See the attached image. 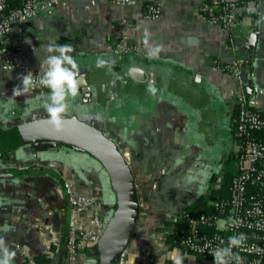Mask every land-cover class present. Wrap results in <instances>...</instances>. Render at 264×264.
Wrapping results in <instances>:
<instances>
[{
	"label": "crops",
	"instance_id": "obj_1",
	"mask_svg": "<svg viewBox=\"0 0 264 264\" xmlns=\"http://www.w3.org/2000/svg\"><path fill=\"white\" fill-rule=\"evenodd\" d=\"M67 2L68 8L45 9L18 23L0 46L9 49L19 38L26 62L37 67L50 40L75 49L82 78L64 117L102 131L118 146L135 178L139 214L124 250L127 261L214 264L210 257L172 245L175 227L169 218L199 200L213 204L212 192L222 187L226 175L237 173L238 95L264 116V0H243L239 22L227 31L200 15L201 0H134L123 7L111 0ZM149 3L161 7L156 19L143 16ZM251 32L258 35L248 49ZM122 37L134 45L133 52L115 51ZM100 58L107 63L98 68ZM236 59L244 61L239 79L213 68L214 61ZM17 85L15 72L0 69V131L48 118L39 97L49 90L14 98ZM150 85L155 94L148 91ZM64 183L77 194L98 198L76 225L93 228L98 216L101 237L114 195L94 157L64 143L22 145L0 158V236L16 251L13 264L49 250L48 264H103L95 244L74 256L66 253L71 204Z\"/></svg>",
	"mask_w": 264,
	"mask_h": 264
},
{
	"label": "built area",
	"instance_id": "obj_2",
	"mask_svg": "<svg viewBox=\"0 0 264 264\" xmlns=\"http://www.w3.org/2000/svg\"><path fill=\"white\" fill-rule=\"evenodd\" d=\"M243 0H201L200 15L211 25L223 30L232 29L239 22V8ZM118 6H127L134 0H111ZM56 6L68 8L67 0H0V44L14 26L36 16L39 12ZM161 11L157 3L145 5L143 16L156 19ZM20 39H14L9 49L0 46V69L13 71L17 77L31 71L34 76L40 72L37 67L26 62L24 53L18 47ZM115 49L117 53L128 54L135 50L126 37H122ZM244 63L236 59L228 63L213 62V68L229 72L237 79L239 69ZM19 84L21 80L18 79ZM47 88L37 86L30 92H39ZM237 113L234 118L235 132L240 139L237 155V173L230 181L228 198L213 202L215 212L210 214L194 213L181 210L169 218L175 227L171 243L184 252L201 257L210 254L216 247H225L228 238L243 233L246 241L233 252L243 258V264H264V116L254 110L245 95H238ZM254 188V189H253ZM64 190L71 204L66 237V253L74 256L77 251L89 244H96L103 230L98 216L94 217V227L78 228L76 222L88 210L98 204L94 195L77 194L69 183H64ZM222 221V226L218 223ZM229 222L227 226L225 223ZM228 230V235L222 231ZM56 251L59 244L55 243ZM49 250L48 255L52 254ZM31 260L27 261L28 264ZM116 264H130L122 251ZM232 264H235L233 261Z\"/></svg>",
	"mask_w": 264,
	"mask_h": 264
},
{
	"label": "water",
	"instance_id": "obj_3",
	"mask_svg": "<svg viewBox=\"0 0 264 264\" xmlns=\"http://www.w3.org/2000/svg\"><path fill=\"white\" fill-rule=\"evenodd\" d=\"M257 35L258 32L250 33L245 45L248 49L255 45ZM59 143L82 149L94 157L106 172L114 201L110 206L112 214L95 248L98 261L116 264L133 233L139 214V199L134 175L111 139L99 129L76 118L64 117L59 129L49 123V118L28 121L0 131V158L22 145L56 147Z\"/></svg>",
	"mask_w": 264,
	"mask_h": 264
},
{
	"label": "clouds",
	"instance_id": "obj_4",
	"mask_svg": "<svg viewBox=\"0 0 264 264\" xmlns=\"http://www.w3.org/2000/svg\"><path fill=\"white\" fill-rule=\"evenodd\" d=\"M42 51L44 57L40 59V72L34 76L29 71L18 77L21 83L13 88L12 97L28 94L37 86L47 88L49 92L42 93L39 99L43 101L49 123L59 129L64 123V114L71 107L69 98H75L78 95L82 74L73 55L75 49L70 43L59 44L57 40H50ZM158 51L159 49L156 50ZM154 54L150 53V55ZM106 63L103 58H100L96 61V67H104ZM148 91L155 94L156 88L150 85ZM228 223L226 222L225 226ZM245 241L246 236L243 233L230 236L227 246L216 247L210 253L214 258V264H232L233 261L235 264H243V258L234 253L233 249L242 247ZM15 256L16 251L10 247V242L0 236V264H13Z\"/></svg>",
	"mask_w": 264,
	"mask_h": 264
},
{
	"label": "trees",
	"instance_id": "obj_5",
	"mask_svg": "<svg viewBox=\"0 0 264 264\" xmlns=\"http://www.w3.org/2000/svg\"><path fill=\"white\" fill-rule=\"evenodd\" d=\"M64 144V143H59ZM232 175H226L225 176V181L220 189H217L212 192L211 194V200L213 202L218 201L221 198H228L230 194V181H231ZM254 189V188H253ZM184 210H188L197 214L204 213V214H210L215 212V208L213 204H209L205 200H199L189 207H186ZM223 233H226L228 235L229 231L224 230L222 231ZM201 258V256H198ZM50 262V257L48 253H43L40 255H37L31 259V262L28 264H48Z\"/></svg>",
	"mask_w": 264,
	"mask_h": 264
}]
</instances>
